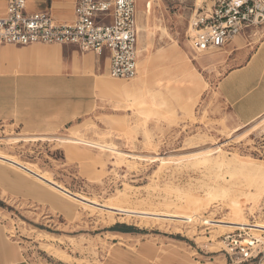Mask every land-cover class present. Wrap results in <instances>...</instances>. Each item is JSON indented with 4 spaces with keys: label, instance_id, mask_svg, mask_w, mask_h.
I'll return each instance as SVG.
<instances>
[{
    "label": "rangeland",
    "instance_id": "374dc122",
    "mask_svg": "<svg viewBox=\"0 0 264 264\" xmlns=\"http://www.w3.org/2000/svg\"><path fill=\"white\" fill-rule=\"evenodd\" d=\"M195 4L136 0L137 77H101L143 95L102 85L85 114L35 134L0 120V223L31 264H264V115L242 126L221 102L224 51L190 49Z\"/></svg>",
    "mask_w": 264,
    "mask_h": 264
},
{
    "label": "crops",
    "instance_id": "0c3cea01",
    "mask_svg": "<svg viewBox=\"0 0 264 264\" xmlns=\"http://www.w3.org/2000/svg\"><path fill=\"white\" fill-rule=\"evenodd\" d=\"M74 3L26 0V8L30 12L48 10L55 22L62 23L73 20ZM5 12L6 0H0V17ZM220 49L224 51L225 69L217 80L216 91L221 102L242 126L258 118L263 121L264 36L256 40L254 36H236ZM107 67L108 59L92 51L79 52L71 45L0 44V120L32 134L64 126L89 110L96 88L103 91L102 83L107 79L101 76ZM118 231L123 234L129 229ZM172 254L176 259L182 256L177 250ZM186 263L214 264L194 258ZM0 264H31L1 223Z\"/></svg>",
    "mask_w": 264,
    "mask_h": 264
},
{
    "label": "built area",
    "instance_id": "2783aa9c",
    "mask_svg": "<svg viewBox=\"0 0 264 264\" xmlns=\"http://www.w3.org/2000/svg\"><path fill=\"white\" fill-rule=\"evenodd\" d=\"M264 20V0H200L189 28L194 53L220 49ZM139 27L135 0H75L74 18L55 22L48 10L30 12L26 0H6L0 44L71 45L108 59L107 73L132 79L138 73Z\"/></svg>",
    "mask_w": 264,
    "mask_h": 264
},
{
    "label": "bare ground",
    "instance_id": "6f19581e",
    "mask_svg": "<svg viewBox=\"0 0 264 264\" xmlns=\"http://www.w3.org/2000/svg\"><path fill=\"white\" fill-rule=\"evenodd\" d=\"M200 0H196V6L199 5ZM183 60V59H182ZM187 60L189 61V63H187V65L185 67H180L179 70V80L182 81L184 84H186L188 87L189 86H194L196 85L199 80L200 77L198 76V74H194L191 71V68L193 69L194 63L192 62V59H190L189 57H187ZM139 63V62H138ZM141 68H145L146 73L145 75H147L148 72V68H147V64L143 63ZM138 74V73H137ZM149 75V74H148ZM137 75L134 77L136 78ZM143 86H132V87H128L125 86L124 84L121 83H117V82H111V81H105L102 83V85L105 87L106 92L108 94H110L112 97H117V98H126L129 100H133L134 97H136L137 94H144V90L143 88L146 87L147 83H143ZM73 138V137H72ZM74 139V138H73ZM74 142L76 143H81V144H94V146H98L99 148H106V149H110L111 147H109L108 145H103L100 143H94L91 141H87L83 138H75ZM95 146V147H96Z\"/></svg>",
    "mask_w": 264,
    "mask_h": 264
},
{
    "label": "trees",
    "instance_id": "16d2710c",
    "mask_svg": "<svg viewBox=\"0 0 264 264\" xmlns=\"http://www.w3.org/2000/svg\"><path fill=\"white\" fill-rule=\"evenodd\" d=\"M112 229L121 230V231H127L130 228L125 226V225H115V226L112 227Z\"/></svg>",
    "mask_w": 264,
    "mask_h": 264
}]
</instances>
